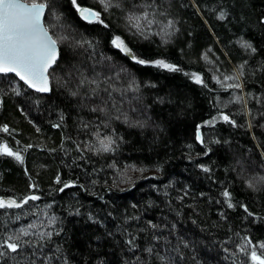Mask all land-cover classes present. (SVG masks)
<instances>
[{
	"label": "trees",
	"instance_id": "1",
	"mask_svg": "<svg viewBox=\"0 0 264 264\" xmlns=\"http://www.w3.org/2000/svg\"><path fill=\"white\" fill-rule=\"evenodd\" d=\"M24 1L59 56L0 75V264H259L264 0Z\"/></svg>",
	"mask_w": 264,
	"mask_h": 264
},
{
	"label": "snow or ice",
	"instance_id": "2",
	"mask_svg": "<svg viewBox=\"0 0 264 264\" xmlns=\"http://www.w3.org/2000/svg\"><path fill=\"white\" fill-rule=\"evenodd\" d=\"M75 5L76 0H72ZM45 3L26 4L20 0H0V72H14L31 87H37L39 91H48V69L56 62L57 59V40L48 35L44 29L41 18L46 8ZM83 19L91 22L94 18L98 19V13L87 8H79ZM144 19L147 20V14ZM138 26V25H137ZM113 44L127 51L123 42L118 38ZM138 63H145L139 60ZM158 67L175 71L176 68L164 61L155 62ZM197 83L200 82L196 77ZM223 119L227 120L225 116ZM7 131V129H4ZM103 143V142H101ZM8 155H15L17 160L22 157L18 153L11 152L7 145L2 149ZM104 150H108L105 146ZM67 186V185H66ZM225 197L229 196L224 192ZM35 199V197H33ZM14 202H8L7 206H13ZM5 203L0 201V207ZM18 206V205H17ZM231 206V205H229ZM8 248L16 251L17 245L9 243ZM253 260H259V264H264V259L252 254Z\"/></svg>",
	"mask_w": 264,
	"mask_h": 264
},
{
	"label": "water",
	"instance_id": "3",
	"mask_svg": "<svg viewBox=\"0 0 264 264\" xmlns=\"http://www.w3.org/2000/svg\"><path fill=\"white\" fill-rule=\"evenodd\" d=\"M20 2H22V3H26V4H29V5H30V3H27V2H25V1H23V0H20ZM45 9H46V8H45ZM87 9H88V8H87ZM91 11H92V10H91ZM77 15H78V17H79L82 21L89 23L88 20L83 19L81 13H80L78 10H77ZM44 16H45V10H44V14H43V16H42V18H41V23H42L44 29H46V27H45V25H44ZM92 21H94V19H93ZM92 21H91V22H92ZM46 30H47V29H46ZM47 32H48V30H47ZM48 35L51 36L49 32H48ZM51 37H52V36H51ZM58 55H59V47H58V45H57V58H58ZM53 66H54V64L48 69V71H49ZM48 71H47V73H46L47 77H48ZM2 74H11V75H13V76H14L19 82H21L26 88H28L29 90H31V91H33V92H36V93H38V94H48L49 91H50L49 77H48V91H39L37 87H31V86H29V84L26 83L24 80H21L20 77H19L18 75H16V73H14V72H6V73H4V72H0V75H2Z\"/></svg>",
	"mask_w": 264,
	"mask_h": 264
},
{
	"label": "bare ground",
	"instance_id": "4",
	"mask_svg": "<svg viewBox=\"0 0 264 264\" xmlns=\"http://www.w3.org/2000/svg\"><path fill=\"white\" fill-rule=\"evenodd\" d=\"M91 10V9H90ZM45 17V16H44ZM59 56V55H58ZM234 72H235V70H234ZM48 74H49V71H48ZM2 75H6V74H2ZM9 75H11V74H9ZM13 76V75H12ZM48 77H49V75H48ZM49 82H50V79H49ZM239 86H240V98L242 99V103H243V107H244V112H245V115H246V117H247V120H249L248 119V115H249V113H248V105H247V102H246V98H245V94H244V92H243V87H242V84H241V80H239ZM31 91V90H30ZM33 92V91H32ZM34 93H36V92H34ZM249 124V123H248ZM196 142L197 143H201L202 142V134H201V132H200V130H197V132H196ZM262 157L264 158V155H262ZM46 225L48 226V224L46 223ZM49 227V226H48ZM48 237V236H47Z\"/></svg>",
	"mask_w": 264,
	"mask_h": 264
},
{
	"label": "rangeland",
	"instance_id": "5",
	"mask_svg": "<svg viewBox=\"0 0 264 264\" xmlns=\"http://www.w3.org/2000/svg\"><path fill=\"white\" fill-rule=\"evenodd\" d=\"M24 1V0H23ZM26 2V1H25ZM27 3H29V2H27ZM30 4H32V3H30ZM79 8H88V7H79ZM88 9H90V8H88ZM78 10V9H77ZM92 10V9H91ZM93 12H95V13H98V12H96V11H94V10H92ZM98 18H99V14H98ZM143 17H141L140 19H142ZM95 21H97V19H95L94 18V21H92V22H95ZM92 22H89V23H92ZM114 41V40H113ZM123 46H124V48L125 49H127V47L123 44ZM120 50H122L121 48H119ZM124 53H126V54H128V55H130L131 57H134V56H132V54L129 52V50L127 49V51H125V50H122ZM0 201H2L1 199H0Z\"/></svg>",
	"mask_w": 264,
	"mask_h": 264
}]
</instances>
